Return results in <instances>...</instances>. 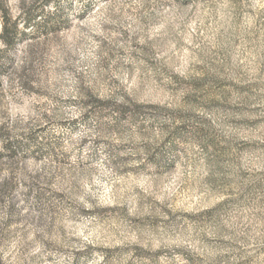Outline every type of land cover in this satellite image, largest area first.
<instances>
[{
	"label": "rangeland",
	"instance_id": "rangeland-1",
	"mask_svg": "<svg viewBox=\"0 0 264 264\" xmlns=\"http://www.w3.org/2000/svg\"><path fill=\"white\" fill-rule=\"evenodd\" d=\"M36 1L0 54V264H264V0Z\"/></svg>",
	"mask_w": 264,
	"mask_h": 264
},
{
	"label": "trees",
	"instance_id": "trees-1",
	"mask_svg": "<svg viewBox=\"0 0 264 264\" xmlns=\"http://www.w3.org/2000/svg\"><path fill=\"white\" fill-rule=\"evenodd\" d=\"M19 3L18 18H12L5 0H0V54L3 52V49H11L12 47H14L16 41H20L23 37L26 36L24 32H20V30H18V22L21 21L22 26L25 28H34V15H31V13H33L32 10L35 7L37 1L20 0ZM2 152L5 154L4 158L9 163L15 160V155L9 148V145L4 144ZM8 187L9 184L5 183L4 187H1L0 194L1 191L3 193L7 191L9 189Z\"/></svg>",
	"mask_w": 264,
	"mask_h": 264
}]
</instances>
